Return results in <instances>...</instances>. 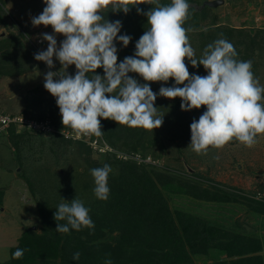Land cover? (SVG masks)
<instances>
[{
    "label": "clouds",
    "instance_id": "obj_1",
    "mask_svg": "<svg viewBox=\"0 0 264 264\" xmlns=\"http://www.w3.org/2000/svg\"><path fill=\"white\" fill-rule=\"evenodd\" d=\"M43 2L46 7L42 14L32 17V25L51 26L55 34L66 39L57 48L56 36L44 33L35 43L38 45V39L46 41L47 50L34 54V59L44 62L49 69L54 67V56L60 62L59 72L48 71L45 75L44 88L56 98L64 127L72 129L77 136L101 135V118L129 128L158 129L163 117L158 116L154 107L157 94L151 90L150 83H167L169 79L174 80L175 85L161 87L159 96L180 98L181 110L185 112L201 107L207 109L190 125L189 147L195 153L206 155L209 148L222 149L233 140L251 148L258 142V137L264 136V103L261 102L264 87L254 77L252 62L237 60L233 44L222 34L221 38L206 46L199 58H195V50L187 35L194 29L184 27L190 7L187 0H170L169 4L149 0L154 6L144 13L148 27L136 43L134 55L125 57L119 64L114 41L118 38L119 43L127 47L132 38L127 34L118 37L121 21L109 22L103 13L110 8L112 12L127 14L130 5L142 2ZM137 11L141 12L140 9ZM185 58L194 68L202 65L208 74L190 76ZM71 65L77 70L74 76L67 73ZM99 68H103V77L96 74ZM129 73L138 74L148 83H138ZM54 77L58 79L54 80ZM19 116L24 118L21 114L12 117ZM111 171L108 164L91 169L95 185L93 192L98 200L109 198L108 176ZM54 219L64 222L57 223L58 233L95 227L89 209L78 198L71 203L62 199ZM12 255L14 259L21 258L24 250L17 248ZM72 258L79 260L80 253H74ZM105 264L112 262L108 259Z\"/></svg>",
    "mask_w": 264,
    "mask_h": 264
},
{
    "label": "trees",
    "instance_id": "obj_2",
    "mask_svg": "<svg viewBox=\"0 0 264 264\" xmlns=\"http://www.w3.org/2000/svg\"><path fill=\"white\" fill-rule=\"evenodd\" d=\"M194 2L187 0V3ZM193 8L190 7L188 11L185 28L191 27L199 31L202 23L208 21L215 28L219 27L209 19L207 8H201V12L203 10L207 14L203 15L201 22L198 14L193 13ZM211 29L214 28L208 27L204 31L208 32L210 38H213V33L219 34L220 29L231 30L219 27L215 33ZM231 43L235 50L239 46H245L246 52H239V49L236 51L237 60H250L252 68L258 66L250 55L254 53L251 48L257 45L252 37L247 44L238 39H233ZM8 67L11 68L10 73H3L6 67L0 65V78L27 72ZM38 114L35 119L29 116V120L43 121L44 116L41 117L40 112ZM48 117L52 127L49 133L26 129L23 133L15 134L14 124H10L3 133L21 141L32 140L35 136L41 137L40 148L43 155L50 156L55 161L62 158L67 161L69 155L75 154L76 150L87 166L79 174L84 181L80 182L77 175H68V172L63 171V164H58L60 171L52 173L49 168L41 165L42 179L27 176L24 181L33 190V183L38 184L47 174L49 177L52 175L44 181L46 186L41 187V201L38 202L43 232L37 234L31 230L24 231L17 245L10 248L9 259L1 264H105L108 259L112 264H207L211 259L210 264H263L262 257L258 255L261 250L260 240L248 232L240 233L241 226L236 222V229L228 227L224 223L225 219L221 223H213L178 206L172 209L169 203L173 201L172 194H175V197L185 196L196 202L228 204L232 214L235 210H241L243 205L250 208L252 213L264 214V197L246 198L239 189L220 188L201 179L196 172L173 171L167 164L145 162L148 155L156 159L152 148H156L155 144L160 140L158 136L161 133L168 134L172 139L191 141L190 126L183 125L182 122H175L173 125L162 123L158 129L145 130L129 128L101 118L102 134L91 135V140L99 142L100 145L106 143L109 150L99 154L98 159H93L91 155L94 152L96 154L99 149L93 150L85 139H74L72 129L57 124L55 119L59 117V111L52 113L50 110ZM63 132H67V135ZM105 164L112 169L108 176L110 192L109 198L101 201L93 192L95 185L91 169L103 167ZM257 194L260 193L255 195ZM75 198L81 200L89 209V216L95 227L58 233L57 223L64 222H56L54 219L57 207L62 199L71 203ZM112 233L116 234L110 239ZM17 248L23 249L24 255L14 259L12 254ZM76 252L80 253L79 260L72 258Z\"/></svg>",
    "mask_w": 264,
    "mask_h": 264
},
{
    "label": "rangeland",
    "instance_id": "obj_3",
    "mask_svg": "<svg viewBox=\"0 0 264 264\" xmlns=\"http://www.w3.org/2000/svg\"><path fill=\"white\" fill-rule=\"evenodd\" d=\"M168 1L160 0L161 4H168ZM193 1L195 2L188 4L190 7H194L193 13L198 14V17H200L199 22H201L203 15H207L203 10L201 12L204 0ZM222 1V4L215 8H205L208 9L206 11L210 15L209 19L213 20L216 26L231 30H219V27L215 28L208 21V23H202L203 25L199 31L193 30L187 33L189 42L195 50V58L202 55L208 44L221 38V34L230 43L233 39L234 41L238 39L247 44L252 37L257 45L251 48L254 53L250 55L253 57V62H257L258 65L256 68H252V72L255 73L254 77L259 80L260 86L264 87V32H262L264 31V0ZM138 2L142 3L135 6L130 5L132 7L127 14L112 12L110 8L103 13L105 19L109 22L121 21L122 27L118 37L127 34L132 38L127 47L119 43L118 38L114 41L118 50L117 64L122 62L125 57L134 55L135 45L148 27L147 16L144 13L150 11L154 5H151L149 0H138ZM45 7L43 0H0V24L6 23L5 26H0V65L6 67L3 73H10L11 68L9 69L8 66L13 67L16 71H27L20 75H17V73L14 77L1 76L0 111L9 113L11 117L21 114L26 119H29V116L35 119V116L40 112L41 117L44 116V119L37 127H42L48 133L52 129L48 117L50 110L52 113H58L59 111V117L55 119L57 124L62 125V117L56 98L44 88V78L48 71L59 72L62 66L55 56L53 57L54 67L51 69L44 62L36 61L34 54L47 50L48 45L43 40L38 45L34 41L37 38L42 39L38 35L40 33L42 35L44 33L52 34L56 36L57 48H59L61 42L66 38L63 35L55 34L51 26L40 25L35 27L32 25V17L42 14ZM137 9H140L141 12L138 13ZM208 27L214 28L211 31L215 33L219 30V34L213 33V38L208 37V32H204ZM238 49L239 52H246L244 45L239 46ZM258 58L261 60L259 61ZM184 62L188 67L190 76L193 74L206 76L208 74L202 65L194 68L187 58ZM76 71L74 65L69 66L67 69V73L72 76L76 74ZM96 74L103 77V68L97 69ZM128 75L140 84L148 83L136 73H129ZM55 79H58V77H54ZM174 85L175 81L172 79H169L167 83H150L151 90L157 94L154 107L157 109L158 116L163 117V124L173 125L175 122H182L183 125L190 126L193 120L198 121L207 109L201 107L198 110L193 109L185 112L181 110L182 101L180 98L168 99L159 96L161 87H173ZM48 106L50 109H48ZM34 119L32 121L38 120ZM15 125V134L23 133L26 129L29 130L27 125ZM63 133L67 134V132ZM7 134H4L3 131L0 133V264L9 259L10 248L17 245V241L24 231L31 230L37 234L43 232L38 202L41 201L39 199L41 189H43L41 187L46 186L44 181L49 176L47 174L38 184L33 183V190H30L26 181H24L26 177L32 176L42 179L41 165L49 168V172L52 173L60 171L58 164H63V166L60 165L61 169H64L63 171L68 172V175H77V179L83 182L84 180L79 174L87 168L76 150L75 154L69 155L67 161L63 158V160L55 161L52 157L43 155V150L40 148L41 137L35 136L32 140L21 141L14 140ZM45 137L48 138L49 136ZM72 137L74 139H85L84 141L91 145L93 150L99 149L96 154L94 152L91 155L93 159H98L99 154L109 150L106 143L100 145L99 142L91 140V136H77L73 133ZM170 137L166 133H161L158 136L160 140L155 144L156 148H152L156 159L148 155L145 162L158 165L167 164L173 171L196 172L201 179L208 180V182H212L220 188L239 189L246 198H259L255 195L257 192L264 195V136L258 137V142L251 148L233 140L222 149L209 148L206 155L195 153L189 147L190 140L183 141L179 138L172 139ZM27 138L26 136L25 139ZM70 148L72 149V147ZM41 156H43L42 159ZM31 182H33V178ZM200 183L204 184L203 182ZM175 196V194H172L173 201L169 203L172 209L178 206L213 223H221L225 219L226 222L224 223H227L228 227L231 226L236 229L238 224L241 226L240 233L248 232L249 235L259 239L261 250L258 255L262 257L264 264V214L252 213L250 208L245 207L246 205H243L241 210H235L236 212L232 214V209L228 204L196 202L185 196ZM115 234L112 233L110 239ZM211 261L212 259L207 264H210Z\"/></svg>",
    "mask_w": 264,
    "mask_h": 264
},
{
    "label": "built area",
    "instance_id": "obj_4",
    "mask_svg": "<svg viewBox=\"0 0 264 264\" xmlns=\"http://www.w3.org/2000/svg\"><path fill=\"white\" fill-rule=\"evenodd\" d=\"M41 42H42L41 39L37 40L38 44H40ZM12 123L27 125L28 129L31 130V131H42L44 133H47L42 127H37L40 123H42V121H32V120L25 119V118H23L21 116H19V117H11L9 115L2 114L0 112V133L2 131H4ZM51 131H52V129L49 130V132H51ZM257 196L259 198L264 197V195H261V194H257Z\"/></svg>",
    "mask_w": 264,
    "mask_h": 264
},
{
    "label": "water",
    "instance_id": "obj_5",
    "mask_svg": "<svg viewBox=\"0 0 264 264\" xmlns=\"http://www.w3.org/2000/svg\"><path fill=\"white\" fill-rule=\"evenodd\" d=\"M222 0H205L203 3H202V7H210V8H215L217 7L218 5L222 4ZM264 103V101L262 102Z\"/></svg>",
    "mask_w": 264,
    "mask_h": 264
},
{
    "label": "crops",
    "instance_id": "obj_6",
    "mask_svg": "<svg viewBox=\"0 0 264 264\" xmlns=\"http://www.w3.org/2000/svg\"><path fill=\"white\" fill-rule=\"evenodd\" d=\"M0 23H1V22H0ZM1 25H2V26H5L6 23H5V24L2 23V24H0V26H1ZM38 35H39L40 37H42V33H40V34H38ZM2 37H3V36H2ZM34 42H35V41H34ZM21 44H22V43H21ZM32 46H33V45H32Z\"/></svg>",
    "mask_w": 264,
    "mask_h": 264
}]
</instances>
